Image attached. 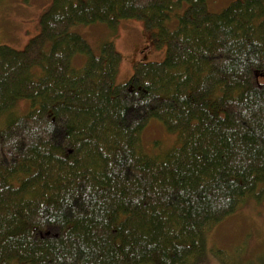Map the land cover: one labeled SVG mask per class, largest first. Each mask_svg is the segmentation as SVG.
Returning <instances> with one entry per match:
<instances>
[{"label":"trees","instance_id":"obj_1","mask_svg":"<svg viewBox=\"0 0 264 264\" xmlns=\"http://www.w3.org/2000/svg\"><path fill=\"white\" fill-rule=\"evenodd\" d=\"M131 18L165 55L116 84L113 43L70 28ZM150 119L179 145L143 151ZM263 197L264 0H52L23 49L0 45V264H193Z\"/></svg>","mask_w":264,"mask_h":264},{"label":"rangeland","instance_id":"obj_2","mask_svg":"<svg viewBox=\"0 0 264 264\" xmlns=\"http://www.w3.org/2000/svg\"><path fill=\"white\" fill-rule=\"evenodd\" d=\"M52 0H0V45L21 50L39 32V18ZM232 0H207L209 10L219 12ZM186 5L176 9L167 21L169 28L176 26V15ZM71 31L80 34L94 54L100 46L111 41L120 54L115 77L116 84L125 82L136 62L161 61L165 46L156 47L150 40L151 30L141 20L123 19L116 29L97 22L75 24ZM87 55L77 54L71 60L75 69L84 65ZM29 101L18 102L14 111L23 113ZM24 114V113H23ZM141 149L148 154L162 155L179 145L176 132H169L157 119H150L141 131ZM214 249L223 250L219 257ZM193 264H264V197L257 201L247 199L234 212L215 224L205 234L203 250Z\"/></svg>","mask_w":264,"mask_h":264}]
</instances>
